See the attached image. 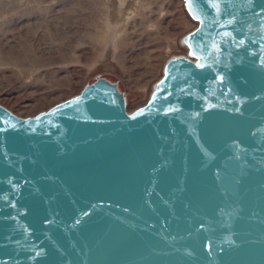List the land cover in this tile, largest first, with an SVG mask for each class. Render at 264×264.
Instances as JSON below:
<instances>
[{"label": "water", "instance_id": "1", "mask_svg": "<svg viewBox=\"0 0 264 264\" xmlns=\"http://www.w3.org/2000/svg\"><path fill=\"white\" fill-rule=\"evenodd\" d=\"M182 1L143 105L103 77L0 104V264H264V0Z\"/></svg>", "mask_w": 264, "mask_h": 264}, {"label": "rangeland", "instance_id": "2", "mask_svg": "<svg viewBox=\"0 0 264 264\" xmlns=\"http://www.w3.org/2000/svg\"><path fill=\"white\" fill-rule=\"evenodd\" d=\"M115 4L0 0V104L32 116L103 77L119 84L129 112L143 105L165 61L187 55L181 39L197 23L182 0H126L114 27Z\"/></svg>", "mask_w": 264, "mask_h": 264}, {"label": "bare ground", "instance_id": "3", "mask_svg": "<svg viewBox=\"0 0 264 264\" xmlns=\"http://www.w3.org/2000/svg\"><path fill=\"white\" fill-rule=\"evenodd\" d=\"M126 0H116L115 8L113 11V18L110 21V25L117 27L119 23L122 22L123 18L126 16ZM112 32H116L115 30ZM112 38L116 37L114 33H111Z\"/></svg>", "mask_w": 264, "mask_h": 264}, {"label": "snow or ice", "instance_id": "4", "mask_svg": "<svg viewBox=\"0 0 264 264\" xmlns=\"http://www.w3.org/2000/svg\"><path fill=\"white\" fill-rule=\"evenodd\" d=\"M209 4H210L211 7L216 8L217 11H219V4L217 3V0H209ZM186 5L188 6L189 12L191 13L192 12V0H186ZM193 18L194 19H197V20L200 19L198 16H193ZM197 31H199V29H197ZM225 35H229V33H225ZM241 43H243V41H241ZM188 47H189V49H191L192 48V44L189 43ZM213 47H215V45H213ZM191 55H193L194 57H196V61H197L196 62V67H198V68H204L206 66L204 63H201L200 62L202 58L196 56L195 51H192L191 52ZM221 79H222V77H221ZM76 99L79 100V97H77ZM170 110H174V109H170ZM139 111L140 112H143V109H141ZM133 115L135 116V114H133Z\"/></svg>", "mask_w": 264, "mask_h": 264}, {"label": "trees", "instance_id": "5", "mask_svg": "<svg viewBox=\"0 0 264 264\" xmlns=\"http://www.w3.org/2000/svg\"><path fill=\"white\" fill-rule=\"evenodd\" d=\"M108 81L111 82V83H117V82H112V81H110V80H108ZM117 86H118L119 91H121V88H120V86H119L118 83H117Z\"/></svg>", "mask_w": 264, "mask_h": 264}]
</instances>
